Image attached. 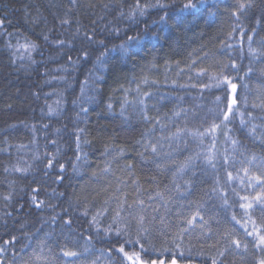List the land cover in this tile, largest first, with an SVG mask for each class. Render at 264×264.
<instances>
[{
    "label": "trees",
    "instance_id": "16d2710c",
    "mask_svg": "<svg viewBox=\"0 0 264 264\" xmlns=\"http://www.w3.org/2000/svg\"><path fill=\"white\" fill-rule=\"evenodd\" d=\"M133 2L0 0V20L4 21L0 28V247L7 249L4 264H62L68 259L61 254L65 245L83 253L78 257L82 264H107V252L102 255L101 250L111 248L118 238L114 233L106 237L103 229L112 222L116 197L127 204L144 201L146 215L156 216L157 226L160 218L170 225L167 239L152 232L150 239L157 247L171 244L175 225L199 211L208 221L212 236H201L199 227L184 233L185 254L179 257L180 264H211L210 256L217 252L211 245L220 241L222 246L225 230L248 242V251L228 252L221 258L222 264H257L264 258V252L253 247L252 237L241 226L251 230L252 224L239 207L243 203L240 197L251 196L254 190L246 181L242 185L235 179L237 173L243 177L239 172L241 160L252 153L264 156V107H253L264 104V56H252L248 42L251 35V47L264 52V0H254V6L242 17V38L240 28L234 31L230 16L235 0H221L216 16L190 18L136 59L110 62L95 73L103 78L93 83L89 73L94 72L99 49L84 33L94 31L95 39H104L109 46L119 43L132 26L120 16V10L127 12ZM175 2L178 6L180 0ZM65 19L69 23L62 24ZM144 19L151 23L150 18ZM114 28L120 30V37L113 34ZM29 42L37 48L17 50ZM84 51L89 53L87 60L82 58ZM78 57L79 62L73 63ZM189 66L208 72L197 78ZM249 68L252 71L246 76ZM221 72L238 85L235 107L244 113L246 123L241 125L234 110L227 127L222 124L213 134L214 147L212 135H205L202 142L187 134L182 140L165 139L177 127L203 131L211 122L219 123L216 113L226 105V86L202 89L199 85L209 83L210 73ZM145 77L148 85L142 82ZM86 78L89 84L82 96ZM191 83L197 87H180ZM145 92H151L146 100L147 120L137 103ZM216 97H220L219 102ZM82 106L88 109L86 113ZM178 108L187 109V117H175ZM253 126L255 133L250 131ZM228 137L239 141L237 151H233ZM149 141L158 142L159 155L145 150ZM196 153L200 157L191 168L176 175L173 183L175 164ZM207 155H214L215 168L206 163ZM225 155L236 162L230 159L225 164ZM228 171L233 173L231 181ZM158 192L164 194L163 199L156 195ZM224 193L227 206L221 199ZM9 196L11 199L6 200ZM85 210L88 216L83 215ZM97 212L101 213L99 233L90 224ZM251 212L257 226L264 223L258 207ZM233 214L239 224L231 219ZM10 240L13 242L8 243ZM42 241L46 244L41 252L38 245ZM85 244L91 245L90 251L84 252Z\"/></svg>",
    "mask_w": 264,
    "mask_h": 264
},
{
    "label": "snow or ice",
    "instance_id": "6c2138e0",
    "mask_svg": "<svg viewBox=\"0 0 264 264\" xmlns=\"http://www.w3.org/2000/svg\"><path fill=\"white\" fill-rule=\"evenodd\" d=\"M221 0H180L179 5H176L175 0H134V2L129 5L128 11L125 12L120 10V16L126 18L131 22L130 28L125 30L124 35L119 43H112L109 46V43H106L104 39H95V32L93 31L91 34L85 32L84 35L88 39L89 42H92L98 46L99 53L95 56L94 61V72L89 73V77L93 78V83L102 79L101 75H95L96 72H102L105 67L112 61L115 62H130L136 59L141 52L145 49H148L150 46L155 47L161 39H163L164 34L175 30L178 28H182L190 18L196 19L201 18L203 15H207L209 17H214L217 15L219 11ZM75 3V0H73ZM254 6V0H235L234 4L230 6V16L234 20V31L235 28H240L239 35L242 38L244 35L245 29L241 24V19L243 16L247 15V12ZM107 7V5H105ZM175 9V10H174ZM150 18L151 23H148V19ZM62 24H67L69 21L67 19L61 21ZM143 23V27H140V24ZM4 25V21L0 20V28ZM113 34L116 37H120V30L114 28L112 30ZM230 36L232 33L229 34ZM45 40L48 39L47 36L44 37ZM249 42V52L252 56L259 58V56H264V52H257L256 49L251 47L252 36L248 37ZM59 44H63L64 41H59ZM231 47V44L228 45ZM19 48H24L25 50H35L37 45L35 43H25L23 45H19ZM82 58L87 60L89 58V53L87 51L82 52ZM69 61H72V58H68ZM80 57L77 58V61L73 63L79 62ZM196 63L195 60L192 61L194 65ZM233 68L236 67L235 62L231 65ZM189 71L195 73L196 77H203L205 73L208 72L207 69L204 68H193L189 66ZM251 68L245 73L247 76L251 72ZM209 83H202L199 86L202 89L211 88V87H220L221 85L226 86L225 90L228 92V97H226V105L223 108H220L216 115L219 117V123L215 121L211 122L207 128L203 131L200 129H189L187 126L181 128L177 127L176 131L171 134L169 137H165V139H180L182 140L185 134L190 135L193 138H202L205 135L213 136V147L215 144V136L213 135L223 124L227 127L226 122L229 121V118L235 114L240 117L241 125L246 123L244 119V113L236 108L235 106L238 104V100L236 97L237 87L236 83H233V79L229 76L223 74L221 72L220 75H216L215 73H210L208 76ZM189 80H192V76H189ZM143 84L148 85L149 80L147 77L143 79ZM152 83H156L152 81ZM175 83V82H173ZM89 84V79L86 78L81 86V95L85 94V86ZM180 87H197V84H184L180 85ZM247 88V85H245ZM125 91H128L127 89ZM136 91L140 92V87L137 85ZM151 96V92H145L137 101L139 105L142 106V111L145 112V119H149L147 116V98ZM87 99H92V97H87ZM216 100L219 102L220 97H216ZM125 102L127 103V98H125ZM245 98V103H246ZM108 109H112V104L109 103L107 105ZM253 107H264V104L257 105L253 104ZM82 112H87L88 109L86 107H81ZM124 113V107L121 106V114ZM195 114V113H193ZM187 117L188 110L184 108H178V110L174 111L175 117L181 116ZM251 115V114H249ZM156 124H160L159 120H156ZM186 124V121H185ZM163 128L165 125L160 124ZM155 127V124L153 125ZM82 131V130H81ZM250 131L255 133L256 127L253 126ZM228 140L233 146V151H237V146L239 145V141L236 139H232L228 137ZM77 141L79 142V137H77ZM138 143H141L138 141ZM158 143V142H157ZM157 143H153L149 141L144 145L145 150L150 149L154 154H157ZM264 144V140L261 141ZM122 154V153H121ZM241 156L244 155L243 152L240 153ZM200 153H196L195 156H188L185 160L180 162L179 164H175V176L183 173L185 170L191 168L193 166V162L200 157ZM54 159V157H53ZM77 160L80 159L79 156L76 157ZM206 163L210 165L212 168H215V157L214 155H207L204 157ZM231 159L232 163H235L234 158H230L228 155L224 156L225 164H228ZM174 163V162H173ZM242 165L239 172L243 173V177L237 173L235 179H238L239 182L244 185L245 181L247 182V187L253 189V193L251 196L244 195L240 197V200L243 203L239 204V207L244 210V215L247 217L248 221L251 222L252 227L249 230L245 225H241L244 228V232L247 236L252 237L253 247L261 252H264V223L260 226H257L256 222L252 219L251 210L258 207L261 212V219L264 221V156H257L255 153L250 154L248 157L240 161ZM52 166V160L48 161V167ZM161 165L158 163L157 167ZM75 167V166H74ZM61 171H63V165H60ZM107 171V168L105 169ZM227 178L229 181L233 180V173L231 171L227 172ZM62 179V177H61ZM219 184V181H216ZM213 191H217L216 188ZM157 196L164 198L163 193H157ZM226 193L221 196L224 204L227 206L228 201L226 199ZM5 199H11V197H5ZM117 206L114 209V216L112 217V222L107 225L103 229V232L106 237H110L115 235L118 239L112 245L111 248L107 250H101V254L107 252V256L105 257L107 264H180L179 257H183L185 254V249L182 247L184 241V233L190 232L192 229L199 227L201 231V236L205 238H210L212 236V229L208 226V221L204 219L202 215H200L199 211H196L194 214H191L189 217L185 218L181 222L175 225V231L172 235L171 244H162L160 247L152 244L151 242V234L153 231L158 232L161 236L167 239V233L170 228V225H166L163 218L159 220V226L156 225V216H152L149 218L146 215L147 208L144 206V201L137 199L133 202V204H127L126 200H120L119 197H116ZM33 203L36 207L40 206V203H36V198L33 197ZM42 203V202H41ZM109 201H105V204H108ZM151 207V205H149ZM106 211V209H105ZM153 211H157V209H153ZM122 213H127L126 215H122ZM84 216H88V211L85 210L83 212ZM101 215L100 212H97L95 215L91 217L90 224L96 227L97 233L101 231L98 217ZM231 219L236 221V223H240L239 220L236 219L235 214L232 215ZM71 223V221H68ZM122 225V226H121ZM235 231L234 229L232 230ZM119 238H123L122 241ZM91 240V237L88 238ZM13 241H8L11 243ZM46 242L42 241L38 248L42 252ZM221 242L217 241V244L211 245V247L217 248L216 255L210 256L211 264H222L221 258L225 256L226 253L232 252L233 254H237L240 250L244 252L248 251V242L242 241L241 239L236 238L231 232L225 230L222 236V246H220ZM91 249L90 244H85L84 252H88ZM7 254V249L5 247H0V264H4L3 256ZM61 254L63 257H67L68 259L63 261L62 264H82L81 261L78 260L83 253L74 250L73 248L65 245L61 249ZM113 255H115V261L113 260ZM33 256L39 260L41 257L36 255V252H33ZM23 264H29L28 261H24ZM47 264V262H45ZM92 264H96L95 261ZM257 264H264V258H259L257 260Z\"/></svg>",
    "mask_w": 264,
    "mask_h": 264
}]
</instances>
